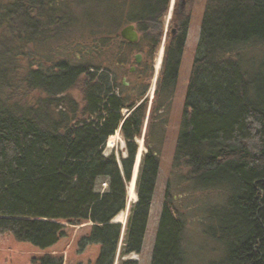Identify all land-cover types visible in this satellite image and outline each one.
<instances>
[{"label":"trees","instance_id":"trees-1","mask_svg":"<svg viewBox=\"0 0 264 264\" xmlns=\"http://www.w3.org/2000/svg\"><path fill=\"white\" fill-rule=\"evenodd\" d=\"M52 1L0 0V264H115L123 226L114 219L126 209L134 140L147 107L124 120L121 101L110 99L107 115L97 121L77 118L68 90L81 68L66 61L25 75V84L46 99L35 106L10 102L6 90L18 74L14 58L25 56L28 45L41 42L63 18ZM96 2L113 6L117 20L128 18L151 39L147 24L166 15L170 0ZM183 51V42L168 49L160 100L174 93ZM97 100L93 94L95 112ZM122 123L128 152L123 170L114 155L103 154ZM148 148L123 257L141 253L147 231L160 169L157 153ZM173 166L187 169L196 190L226 195L224 204L207 211L212 223L206 233L216 243L210 264H264V0H207ZM100 183L107 184L103 193L96 189ZM185 229L167 191L151 264H190Z\"/></svg>","mask_w":264,"mask_h":264},{"label":"rangeland","instance_id":"rangeland-1","mask_svg":"<svg viewBox=\"0 0 264 264\" xmlns=\"http://www.w3.org/2000/svg\"><path fill=\"white\" fill-rule=\"evenodd\" d=\"M96 1L97 0H53L50 2L54 9L61 12L64 19L62 18L59 24L50 26L49 29L46 30L45 37L41 42H33L28 45L29 47L25 51V56L21 54L18 58H14L12 63L14 66H16V64L18 65V74L16 77V85L6 90V93L11 95L10 102L14 103L16 101L23 105L35 106L36 103L46 99V95L42 90L36 87H29L25 84V75L32 69L49 71L52 69L53 63L58 61H66V63L75 66L79 65L80 58L84 53V46L86 51L97 53V46L100 42H103L104 46L99 50L101 58L105 59L109 57L112 60L115 59V55L118 54L117 50L119 45L115 43L111 46L109 37L115 39L120 30L129 24V21H127L128 18L125 17H123V19L120 17L117 20V14L113 8H111L113 6L108 3L99 5ZM173 1H175L177 5L180 3L179 0H170L169 9L163 17V20H165L162 26L151 23V21L147 24L146 31L148 34H151L153 38L154 36L157 37V35L160 34V30H162L161 44L155 56V73L153 79L157 76V72L160 73L161 71L158 67L160 65L159 52L162 50L164 39H166V36H170V31L172 29L170 11ZM187 1L188 6L186 13L190 16V19L185 26L186 43L180 61L179 78L174 93L170 96V100L162 99L156 106V104H151V102L154 101L152 100V96L156 85L154 83L149 87L150 91L148 90V92L150 94L145 101L147 110L142 131L140 136L134 140L137 146V152L133 168L136 166L140 148H143L141 166L144 157L148 154V146L154 149L160 162V169L150 208L143 248L140 254L132 253L125 257L121 255L128 219L133 206L138 202L137 180H135V199L131 200L128 191L133 181L128 182L126 186L127 204L126 209L120 213L122 215V222L119 223L123 226V233L115 264H119L123 259L138 261V264L152 263L167 191H169L170 196L173 197L174 206L178 208L180 215L184 216L186 220L184 245L188 253L190 264H210V260L216 257V254L212 251L213 247H216V243L212 241L206 233L208 225L212 223L207 211L211 207L224 204L226 195L220 190H196L187 181V169L182 168L176 170L173 166L176 145L183 122L187 89L190 83L194 61L198 55L200 46L203 16L207 2V0ZM127 63L129 66L134 63L133 54L130 61L128 60ZM82 83L79 77L77 83L68 90V94L78 104L79 115L77 118H82L89 123L95 120V118H85ZM156 95L158 94H155V96ZM146 97L147 94L144 99ZM143 100L137 101L134 106L121 111L123 119H127L132 112L141 105ZM161 101L164 102L163 106H161L163 103H161ZM155 107H157L156 110ZM102 115H107V113ZM110 141H112L111 145ZM103 154L105 156L114 155L117 159L119 168L123 170L122 159L127 157L128 152L121 125L115 134L106 141L103 147ZM140 166L138 168V174ZM96 189L98 192L103 193L107 189V184L100 183L97 185Z\"/></svg>","mask_w":264,"mask_h":264},{"label":"flooded vegetation","instance_id":"flooded-vegetation-1","mask_svg":"<svg viewBox=\"0 0 264 264\" xmlns=\"http://www.w3.org/2000/svg\"><path fill=\"white\" fill-rule=\"evenodd\" d=\"M183 1H185V5ZM179 2L180 3L177 5L174 1V7L170 11L172 29L170 31V36H166V39H164L162 50L159 52L160 65L158 67L161 71L160 73L157 72L155 79H153L155 73V56L161 44L162 30H160V34H158L157 37L154 36L153 38L151 34H148L151 39H144L145 35L140 34L138 25L136 23H129L127 26L133 25L138 32L139 41L131 43L123 39L120 32L125 27L120 30L115 39L109 37L111 46L115 43L119 45L117 50L118 54L115 55V59L113 60L109 57L105 59L101 58L99 50L104 46L103 42H100L97 46V53L86 51L85 46L83 47L84 49L82 48L84 53L80 58V79L83 82L84 114H90L89 118H96L104 114V105L110 99H115L116 101L119 99L124 106L121 109V111H123L134 106L137 101L143 100L147 94V97L141 103V105H146L145 101L150 94L148 92V90L150 91L149 87L154 83L156 85L152 96V100L154 101H152L151 104L158 105L162 93L160 81L164 76V65L168 61V49L173 46H179L182 42L183 46H185L186 43L185 26L190 19V16L186 13L188 1L179 0ZM163 17H156L150 21L158 26H162L165 20H163ZM132 54L134 63L129 66L127 61H130ZM138 56H141L139 63L137 62ZM179 70L180 68L178 67V78ZM93 94L98 99L97 104H95V107H97L96 112L92 110L94 108L91 102L93 101ZM155 94L158 95L155 96ZM156 108L157 107H155V110ZM121 125L123 126V123Z\"/></svg>","mask_w":264,"mask_h":264},{"label":"water","instance_id":"water-1","mask_svg":"<svg viewBox=\"0 0 264 264\" xmlns=\"http://www.w3.org/2000/svg\"><path fill=\"white\" fill-rule=\"evenodd\" d=\"M183 4L185 5V1H183ZM173 7H174V1L172 3V8ZM172 8H171V10H172ZM120 34H121L123 39H125V40H127V41H129L131 43H136V42L139 41V34L135 30V27L133 25L126 26L124 29L121 30ZM140 59H141V56H138V59H137L138 63L140 62ZM135 171H136V167H135ZM135 171L133 173L131 181H134V177H135V179L137 178V175L135 174Z\"/></svg>","mask_w":264,"mask_h":264},{"label":"bare ground","instance_id":"bare-ground-1","mask_svg":"<svg viewBox=\"0 0 264 264\" xmlns=\"http://www.w3.org/2000/svg\"><path fill=\"white\" fill-rule=\"evenodd\" d=\"M111 143H112V141H110V145H111ZM142 155H143V148H140L139 153H138V158H137L136 166H135L136 167V171H135V167L133 168V173L135 171V174L137 175V178L135 179V177H134V181L131 183V185L129 186V189H128L129 195L131 197V200L135 199V191H136V183H135V180L138 179V168H139L140 163H141ZM121 217H122V215L119 214L116 217V219L114 220V222L115 223L116 222L117 223H121L122 222Z\"/></svg>","mask_w":264,"mask_h":264}]
</instances>
